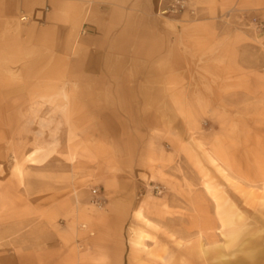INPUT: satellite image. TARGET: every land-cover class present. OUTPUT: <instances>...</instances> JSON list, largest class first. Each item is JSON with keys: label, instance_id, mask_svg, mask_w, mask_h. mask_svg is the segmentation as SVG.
Instances as JSON below:
<instances>
[{"label": "rangeland", "instance_id": "1", "mask_svg": "<svg viewBox=\"0 0 264 264\" xmlns=\"http://www.w3.org/2000/svg\"><path fill=\"white\" fill-rule=\"evenodd\" d=\"M216 21L225 33L202 51L185 85L200 97L184 98L195 108L174 131L133 129L127 114L68 129L33 99L7 122L0 113V264H39L66 235L75 245L88 226L74 211L67 227L58 203L76 193L105 210L118 180L137 208L122 228L124 264H170L178 252L185 264H264V15L230 8Z\"/></svg>", "mask_w": 264, "mask_h": 264}, {"label": "crops", "instance_id": "2", "mask_svg": "<svg viewBox=\"0 0 264 264\" xmlns=\"http://www.w3.org/2000/svg\"><path fill=\"white\" fill-rule=\"evenodd\" d=\"M188 1L195 16L166 11L170 0H0L5 121L24 113V99H33L47 102L48 113L63 114L68 129L104 130L103 115L127 114L133 129L174 131L180 115L195 108H187L184 98L200 97L185 85L200 72L202 51L209 52L225 33L217 15L230 8L264 15V0ZM111 189L105 210L88 207L76 193L58 203L66 226L75 211L88 233H80L76 243L82 249L66 235L63 248L40 251L39 264L125 263L122 228L137 208L123 180ZM110 220L115 229H105ZM175 258L170 264H185L184 253Z\"/></svg>", "mask_w": 264, "mask_h": 264}, {"label": "built area", "instance_id": "3", "mask_svg": "<svg viewBox=\"0 0 264 264\" xmlns=\"http://www.w3.org/2000/svg\"><path fill=\"white\" fill-rule=\"evenodd\" d=\"M188 6V0H170L166 11L173 13H180L184 11ZM157 188V187H156ZM92 193H96V190H92ZM96 204H100L99 200H96Z\"/></svg>", "mask_w": 264, "mask_h": 264}]
</instances>
